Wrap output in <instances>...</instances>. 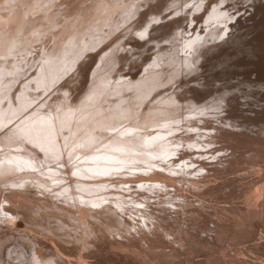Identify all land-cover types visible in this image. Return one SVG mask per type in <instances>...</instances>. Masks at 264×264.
<instances>
[{
	"label": "bare ground",
	"instance_id": "bare-ground-1",
	"mask_svg": "<svg viewBox=\"0 0 264 264\" xmlns=\"http://www.w3.org/2000/svg\"><path fill=\"white\" fill-rule=\"evenodd\" d=\"M145 1L147 6L141 7ZM229 3L201 0L195 10L200 9L197 15L202 18V26L210 29L205 36L199 31L187 36L186 44L179 48L155 39L154 32L163 28L169 29L161 33L167 42L185 31V23L181 24L184 16L155 21L164 17L156 13L162 10V0H0V124L17 118L13 130L5 129L0 134L6 145V149H0V182L9 185L8 191L0 194V220L7 224L5 234H0V264H74L66 254H77L78 264H90L79 246L63 244L58 248L51 238L27 229L33 221L44 231L55 232L45 219L35 217L38 208L50 200V194L44 191L47 186L61 192L68 204L64 208L73 212L68 215L84 227L83 247L91 245L98 252H109L106 260L111 264H129L136 257L137 264H156L154 259L158 257L161 264H177L178 259V264H255L252 253L264 259V171L253 170L243 174L247 176L244 178L234 172L241 162L264 160V126L256 131L253 127L247 130V125L244 129L234 127L231 119L235 118V104L227 100V92L225 104L220 106L216 100L223 93L210 100L201 101L199 93L186 99V85L181 84L183 67L195 72L201 58H210V40L218 42L227 35L223 40L229 44L233 29H239L245 14H239L240 8L231 12ZM250 6L255 7L256 15L264 11L263 0H252ZM134 15V28L140 35L147 34L143 42L155 40V44L148 45L155 46V51L137 73V60H127L126 52L133 53L132 49L145 42L131 35L132 39L112 44L118 38L116 33L106 39L119 26H130ZM126 43L130 46L126 47ZM86 51L88 57L80 59ZM146 53L139 52L141 56ZM125 64L136 74L117 70ZM74 66V77L78 75L79 85L83 81V86L76 90V85H70L64 77L56 84V94L50 93L54 83ZM196 87L191 86L189 91H196ZM157 89L158 94L146 103ZM45 91L48 96L40 98ZM74 92L78 95L71 98ZM110 95L115 99L109 103ZM184 98L191 106L184 103L187 108L198 114L204 108L206 114L184 123L180 106ZM29 104L34 105L32 110L23 112L22 107ZM225 110L229 116L222 122L225 116L218 115ZM14 112L18 114L11 117ZM215 115L224 124L213 123L218 120ZM199 127L211 130L202 134L206 135L207 146L211 141L206 148L216 152L210 156L214 159L202 156L204 152L195 154L201 146L198 142L202 134L196 132ZM13 132H19L37 147L15 148L16 142L10 136ZM248 151L252 152L250 156ZM177 164L180 167H172ZM197 169L209 177L201 188L193 184L190 176ZM35 187L44 192L42 197L36 194ZM220 191L230 199L225 202L227 206L213 201ZM114 195L117 197H111ZM126 195L133 197L139 215L134 229H129L127 216L114 218L108 226L125 230L122 238L110 237L103 243L99 237H92L97 230L102 231L97 221L99 214L107 208L117 212L112 203L124 207ZM42 198L47 201L43 203ZM205 204L216 209L208 213ZM10 225L19 229L18 239L9 236ZM8 241L11 245L6 247ZM240 242L243 244L238 246ZM228 244L238 247L227 256L218 253L231 249H225ZM198 251L202 256L195 257ZM175 257L177 261L172 262Z\"/></svg>",
	"mask_w": 264,
	"mask_h": 264
},
{
	"label": "rangeland",
	"instance_id": "rangeland-1",
	"mask_svg": "<svg viewBox=\"0 0 264 264\" xmlns=\"http://www.w3.org/2000/svg\"><path fill=\"white\" fill-rule=\"evenodd\" d=\"M148 1L155 2L156 0L155 1L154 0H148ZM228 1H230L228 6L230 7L231 12H233L236 9L240 8L241 9L239 11L240 13L239 12H237V13L245 14L243 19L241 20L242 23H240L239 29L238 28H234L233 29V33H232L233 39H231L229 44H227L228 42H226V41L224 42V40L227 38V35L221 37L218 40V42H216L214 40H210L208 42V46H211L210 58L208 57L209 59L207 58L208 59L207 61H205V60L202 61V58H201V62L202 63L200 64V68L197 71H195V72H191V71H189V70H187V69H185L183 67L182 68V73H183L184 76L181 79V84H182V86L186 85L185 86V90H187V91H185V94H184L186 99L190 95H194L196 93H199V94H202L201 95V99H200L201 101H203V99L204 100H210V99H212V98H214V97H216V96H218V95L223 93L221 98H219L220 100H218V99L216 100V101H218L217 102L218 104L220 103L219 104L220 106H223L225 104L224 103L225 100H224L223 97H225L224 96V92H227V93H225V94H227L226 95L227 100L228 101H233V103L235 104L234 105V113H232L233 117H235V118L231 119L232 123L235 125V126L234 125L233 126L234 127L238 126V128L244 129L243 127H245L247 125L246 126L247 130L248 129L251 130V128L253 127L252 130L256 131L259 128H262L264 126V118H262L263 114H264V17H263L264 16V14H263L264 11L261 12V13H257V15H256L255 14V7L250 6V3H252V0H228ZM162 2L164 4L165 0L164 1L162 0ZM200 2H201V0H168V2H165L164 5H162V4L159 5L160 7L161 6L163 7V8L161 7L162 10L160 9L162 12L158 10L159 8L156 7V9L158 11L154 8V10L157 11L156 13L160 12V13H158V15L161 14V16H163L162 14H164V17L157 18L155 20L156 22H158L159 20H160V22L161 21H165L166 22V20L170 19L171 17L173 18V17H178V16H184V18L181 20L182 26L185 23V25H184L185 26L184 27L185 31L182 34H180L179 37H177L175 40H172L170 42H167L166 39H165V34L168 33L169 29L165 30V28H163V30L161 29V31L158 30V31H156V33L154 32V34H156L155 39H158V43L166 42L168 45H176L179 48H182L186 44L187 36H192L193 34L196 35L198 31L200 33H202L203 36H205L207 34V32L209 31L210 27L202 26V25H204V23L202 22V18H200V17L198 18L197 13L200 12V9L195 10V8L198 6V4H200ZM263 2H264V0H263ZM147 3L148 2L145 1L144 4L141 7H146ZM166 4H168V5H166ZM187 8H189L188 9L189 11L186 10ZM247 9H249L250 11L249 10L246 11ZM166 12H167L168 15L165 14ZM193 13H196V15H194V16H197L196 18H198V19H195L194 21H192V19L194 17L192 15ZM252 14H253V16H252ZM259 14H261V15H259ZM185 15L188 16L186 19H185V17H186ZM249 15H251V16H249ZM149 16H150V14H147V17H149ZM133 18H135V15L129 21H132ZM197 20H199V21H197ZM134 21L135 20H133L132 24L130 26H128V27L125 26V25L119 26L108 37H106V39H109L111 36L114 37L115 33H116V35H118V38L116 39V41L114 40L112 44H116V43H119V42L124 41V40L126 41V39L127 40L128 39H132L133 37H139V39L142 40V41L141 40L140 41L143 44L145 42V41L143 42V39L144 38L146 39L147 34L140 35L139 31L136 28H134L135 27L133 25V24H135ZM233 21L235 23L236 19H234ZM196 23H198V24H196ZM194 25L195 26L197 25L196 26V30L194 28ZM191 29H193V30H191ZM203 29H205V30H203ZM202 30H203V32H202ZM162 32L165 33L164 36H162V34H161ZM159 33H160L161 36L159 35ZM128 36H129V38H128ZM157 36L161 37L162 39L159 40L160 38L157 37ZM150 43L151 44L152 43L155 44V40H148L147 42L144 43V45H141V46H139L137 48L132 49L133 53L126 52L127 53L126 54L127 60L136 59L137 62H138V66L135 68L136 69V73L140 72L143 69L142 65H146V63H144V62H147V60H149L148 58H150V55H152L153 52L155 51V49H154L155 46L154 47H152L151 45L148 46ZM212 44H214V45H212ZM128 45H129L128 43L125 44L126 47H128ZM147 46L149 47V49H147L148 51L146 50ZM241 46H243V48ZM218 47H220V48H218ZM92 49H95V48H92ZM120 49H121V47L119 48V50ZM241 49L242 50L244 49L243 50L244 53L242 52ZM255 49H257V50H255ZM134 50L135 51L139 50V51L138 52L137 51L134 52ZM140 50H143L144 53H146V52H148V53H146L145 55L141 56L139 54ZM249 51H251L253 54L251 52H249ZM225 52H227L226 53L227 55L225 54ZM240 52H241V54H240ZM85 53H87V51L84 52L80 56V59H86L88 57L87 55H85ZM128 55H130V56H128ZM228 57H230V58H228ZM145 59H147V60L145 61ZM218 59H220V60H218ZM209 60L211 62L210 64L208 62ZM213 60H215L216 62L213 61ZM213 64H214V66H213ZM126 65L127 64L124 65L125 67L124 66L119 67L117 70H119V71L121 70L124 73H129V71H130V73L136 74L135 72H132V71H135V70L131 71L130 69H128V68H131V67L127 66L128 67L127 68ZM122 67L125 68V69L127 68V69L126 70L125 69L122 70L121 69ZM209 68L213 71L212 73L210 72L211 70H209ZM72 70H73V72H71ZM76 70L77 69L75 68V66L72 67L71 69H69L66 72V74H64V76H62L59 80H57L54 83L53 86H55L57 83L58 84L61 83L62 81H60V80H63L64 77H65V79L68 78L70 85H72L71 83H74V85H76L75 88H74V85L72 86L74 89L77 90L76 87H80L81 84H82L81 85V87H82L84 82L82 81V83L79 85V81L81 82V80H79L80 78L78 79L79 81L77 80V78L79 76L76 75V77H74L75 73L77 72ZM117 70L115 71V73L118 72ZM207 73H209L210 75L207 74ZM66 75H67V77H66ZM70 76L74 77L72 79V81H70L71 78H72ZM196 76H198V77L195 78ZM193 77L195 78V80H193ZM185 79H187L188 82L184 81ZM75 82L77 84H75ZM176 83H178V81ZM186 83H188V84H186ZM53 86L51 88H49V91H50V89L53 88ZM191 86H195V87L197 86L196 87L197 90L196 91H189ZM56 87H57V85L54 87L53 90L50 91V93L56 92ZM74 89H73V91H75ZM158 89L161 90V88H158ZM158 89L155 90L151 94V96H148L146 98V100H145L146 103L149 102L150 100H152L154 96H156L155 93L158 94V92H159ZM169 89L171 90V87L166 89L165 91H168ZM46 93H47L46 91L43 92L40 95V98L47 97L48 95ZM75 93L76 92L73 93L74 96H73L72 93L69 96L70 97L71 96L72 97H76L78 94L76 93L77 95H75ZM54 94H56V93H54ZM108 98H110V99H107V101L110 103L111 100L115 99V96L112 95V98H111V95H110V97H108ZM216 98H218V97H216ZM186 99L184 98V102L182 101V103H180V106L181 107L183 106V108H184V109L181 108V112L185 114L184 118L186 120L185 119L183 120L184 123H188L189 122L188 119L189 120L196 119V118L200 119L201 118L200 116L204 115V113L206 114L204 108L200 109L201 113L199 112V114H198L197 111H194L193 108H187V106H189L190 104L188 102L189 100L186 101ZM185 101L188 102V103L186 104ZM221 101H223V103ZM184 103L187 106L183 105ZM237 105L239 107V110H238V107H236ZM33 106H34L33 104H29L27 106H24V107H22V108H24V109H22V111L23 112H27L29 110H32ZM189 107H191V106H189ZM190 109H192L193 112H197V113H195L196 115L192 111L190 112ZM207 110H208V108L206 109V111ZM237 110L238 111L241 110V111L238 112ZM235 111L237 113V116H235ZM187 112L188 113L190 112V113L188 114ZM225 112H226V110L225 111H221V113H219V115H218V116H221V115L225 116L223 118L224 119L223 121H222L221 118H217L218 116L215 115V117H216L215 119H218V120H215V121L212 120V122L213 123H218V122H221V121L224 122L225 120H227L226 116L227 115L229 116V114H226V113H228V111L226 113ZM186 113H187V116H186ZM17 114L18 113L14 112L11 115V117L16 116ZM192 115H194V116H192ZM16 121H17V118H15V119L13 118V119L7 121L6 123H1L0 124V131H1L0 134L4 133L2 131H5V129H7L6 131L13 130L15 128L16 123H17ZM222 122L220 124H224ZM238 123L239 124L241 123V125H238ZM183 125H185V124H183ZM248 126H250V128ZM199 128H197V130H196V132H198L199 134H200V132H201V134H202V132H206V133H207V131L211 132V130H207L206 128L205 129L203 127H199ZM10 136H11V140L16 142L15 148L20 147L22 149H25L26 147L32 148L31 146H33V148L37 147V145L34 144L32 141H30V139L28 140V139H26L25 136H21L19 132L18 133H14L13 132V133L10 134ZM0 137H1V135H0ZM203 138H205V139H203ZM199 139H200V142H198V146L201 143L200 144L201 146H199L201 148L197 147L198 148L197 152L200 151L201 154L204 152L202 154V156L208 157L209 159H211V158L214 159L213 157H210V156L215 154L216 152L214 153V151H212L210 149H207L208 146L211 144V141H210V143L207 146V142H205V141H207L206 140V135L202 134L201 136H199ZM209 140L210 139H208V142H209ZM20 141H22V142H20ZM26 143H27L28 146L26 145ZM202 148L205 151L209 150V152L207 151L205 153V151L202 150ZM0 149H2V150L6 149L5 142L2 141V140H0ZM200 152L195 153V154L197 156H199L198 154H200ZM210 152H212V154H210ZM251 153H252L251 151H248L247 155L250 156ZM65 157H67V155H65ZM181 163L182 162H179V164H181ZM241 163H243V165ZM241 163L239 165L240 166L242 165V167H240V166L236 167L237 169H235V171H234L236 174L234 172H232L233 174H235V176L239 175L240 177H242L243 174L244 175L245 174L246 175L247 174L248 175L251 174L249 172L264 171V160H260L257 163L254 162V164L253 163L249 164L247 162H241ZM179 164L174 165L172 167L178 168V167H180ZM193 171L194 170H192L191 172H193ZM196 171L193 172L192 175H190L191 173L189 175L194 178L193 184H195V185H197V187L201 188L202 186H204V182L209 177L205 176L203 171H199V170H198V172H196ZM199 172H201L202 174L199 173ZM244 175H243V178L247 177V176H244ZM217 178L219 179V177H217ZM217 178H216V180H218ZM179 181L181 182V180H179ZM212 181H215V180L212 179ZM50 183H52V181ZM6 184L7 183L0 182V187H1L0 194H1L2 190H3V192H5V191L7 192L8 191V189H9L8 186L9 185L8 184L6 185ZM120 184L121 183H119V185ZM129 185H130V183H127L125 186L128 187ZM111 187H112V189H121L122 188V187L117 188L115 186H111ZM229 187L231 188V186H229ZM35 189H36V194H40L41 197L44 195L43 194L44 192H42L41 190L38 191L39 190L38 187H35ZM44 191L45 192L47 191V193L50 194L48 196V198H50V200H51V198H52V200L54 199L53 201L51 200V202H53V203L51 205V202L48 199L49 202H50V204H49L50 206H48L49 202L47 200H45V198H42L43 201H44L43 203H45L46 201L48 203L46 202V204H44V207L38 208L39 210H37V213L35 214V217L36 218H42L43 220L45 219L44 221H46L47 223H49L52 226H54V228H55L54 231L55 232L51 234V232L49 230L44 231L42 228L37 227L33 221H31L29 223L28 227L27 226H25V227H27L28 230L32 229L31 230L32 233L36 232L37 234L39 233V235L41 234L43 236H47V237L51 238V240L53 241V244H55L54 245L55 247L61 248V245H63V244L67 245V246H74V245L79 246L80 252H82L85 255L87 254L86 255L87 258H85V259L88 260L90 264L92 262H93L92 264H111V262L106 260V256H107V254L109 252H106V251L105 252H98L96 247L91 246V245H89L87 247H83V243H84V240H83L84 227L81 225V223H80V221L78 219L68 215V213L69 212L71 213V211L66 210L64 208L68 204L64 200V198L61 197V192L53 191L51 186H47L46 190H44ZM55 194H58L59 196L55 195ZM111 197H117V196L114 195V196H111ZM59 198H62V199H59ZM213 198H214V200H213L214 202H216L217 204L219 202L218 205H221V204L223 205L224 204L226 206H227V204H225V202L229 203V200H230V199L227 200V198L224 197L223 192H221V191L218 192L217 194H215L213 196ZM219 198H220V200H219ZM125 199L127 200V203H125L124 207H120L118 204L112 203L114 208L117 210V212L107 208V209H105L104 212L99 214V217L97 218V221H98V223L100 225H102V231L100 229L97 230L96 234H93L92 237H95V236L99 237L102 242L104 241L103 243H106L107 239L110 238V237L122 238L123 237V233H125V230H124V232H122V229H119L117 225L112 226V227L108 226V222L112 221L114 218H122V217L127 216L130 219V220L128 219L129 220V225H128L129 229H131V230L134 229V226H136V220H137L136 218H139V215L137 214V212L135 210V202H134L133 197L131 195H126ZM108 201L109 200H107V202ZM221 202H223V203H221ZM41 205H43V204H41ZM204 207L206 208V212H208V213H211L214 209H216L215 206H211V205H207V204H205ZM71 214H73V212ZM61 220H63V221L65 220V221H64V223H63V225L61 227L57 228L56 224L58 222H60ZM0 224L3 225V230L0 231V234L4 235L5 234L4 230L6 228L5 225H7V224L6 223L4 224L2 222V220H0ZM10 227H11L9 229L10 233H8L9 236H13V238L18 239L19 238V233H20L18 231L19 229L17 227H14L13 225H10ZM44 234H46V235H44ZM8 242H7V244H8ZM9 243L10 244L6 245V247L11 245V242H9ZM241 244H243V242L242 243L240 242L239 244L237 243L238 246L241 245ZM233 246L234 247H232L231 244H228V246L227 245L225 246V249L226 250H228L229 248H231V249H229L228 251H219V252L217 251V252L222 254V255L224 254V256H227L226 253H228L229 251H230L229 253H231V252L233 253V250L235 249V247H238L236 245H233ZM197 253H199V254L195 255V257L202 256L201 251H198ZM252 254H253L252 255V259L254 260L255 264H264V259L262 258V256L254 254V253H252ZM245 255H247V254H245ZM65 256H68V257H66L68 259L71 258L73 260L74 264H78L76 262L80 259L77 254L76 255H74V254L73 255H67L66 254ZM76 257H77V259H76ZM178 257L180 258V260L182 259L180 256H178ZM137 259L138 258L136 257V259H134V261L133 260L129 261V264H137L138 263ZM163 259L166 261L165 258H163ZM177 259L178 258L175 257L172 260V262L173 261L174 262L177 261ZM1 262L4 263V261H1ZM6 262L8 263V260ZM154 262L156 264H161V257L155 258ZM178 262H179V259H178ZM178 262H175V263L178 264Z\"/></svg>",
	"mask_w": 264,
	"mask_h": 264
}]
</instances>
